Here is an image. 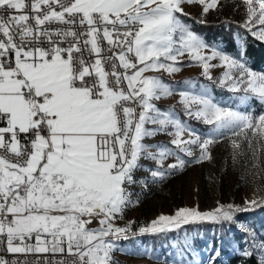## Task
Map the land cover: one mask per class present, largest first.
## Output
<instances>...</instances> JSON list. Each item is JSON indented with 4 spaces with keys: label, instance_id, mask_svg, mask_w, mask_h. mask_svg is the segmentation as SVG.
Returning <instances> with one entry per match:
<instances>
[{
    "label": "snow or ice",
    "instance_id": "1",
    "mask_svg": "<svg viewBox=\"0 0 264 264\" xmlns=\"http://www.w3.org/2000/svg\"><path fill=\"white\" fill-rule=\"evenodd\" d=\"M196 2L204 13L216 7V0H0V236L8 253H56L66 245L69 252L76 250L80 264H109L113 245L104 237L127 231L111 221L128 203L125 184L132 182L131 173L143 154L141 138L154 134L145 130L146 121L158 123L161 132L165 126L175 128L172 144L189 156L193 153L184 147L187 144L199 145L201 159L208 156L213 140L181 139L182 133L194 130L172 116L159 118L150 101L168 90L160 79L142 75L149 70L176 72L173 64L164 61L177 62L185 53L203 65L205 74L207 60L217 55L229 59L215 52L211 57L201 55L205 43L179 20L177 13L186 15L183 4ZM245 2L248 19L243 26L264 41V27L259 32L250 27L264 26V0ZM30 20L35 29L28 26ZM52 22L69 27L64 31L42 27ZM118 26L126 30L121 32ZM53 34L75 42L62 47L52 40ZM101 35L121 51L101 56ZM41 37L48 38L50 47L40 46ZM89 45L97 57L92 63L83 56ZM128 53L137 63L126 59ZM113 56L124 74L116 71ZM106 62L112 63L111 73L105 71ZM230 63L240 74L231 88L236 90L247 77L245 91L264 101V75L254 74L236 60ZM181 95L189 115L215 125V136L228 131L245 138L249 133L264 137V114L254 117L219 107L206 92ZM133 101L143 108L138 119L125 103ZM192 105L199 107L193 111ZM149 112L157 115L150 117ZM184 163L179 160L170 167L182 168ZM258 203L264 199L246 201L245 209ZM245 209L229 205L201 213L181 208L175 215H161L142 231L157 233L190 222L231 220L233 211ZM94 220L98 227L90 228ZM33 239L34 245L26 243ZM258 247L264 249V243ZM243 253L249 255L246 249ZM181 254L187 253L181 249ZM210 259L215 264V256ZM0 264L8 262L0 259Z\"/></svg>",
    "mask_w": 264,
    "mask_h": 264
},
{
    "label": "rangeland",
    "instance_id": "2",
    "mask_svg": "<svg viewBox=\"0 0 264 264\" xmlns=\"http://www.w3.org/2000/svg\"><path fill=\"white\" fill-rule=\"evenodd\" d=\"M202 7L198 2L183 4L184 12L190 14L196 21L231 18L245 24L248 19L245 0H216V7L208 13H204ZM177 16L189 31L205 43L206 47L201 49V55L211 57L215 52L229 59L222 60L217 55L207 60L209 67L205 74L203 65L185 53L178 57L177 62L164 61L177 68L174 73L164 70H149L143 73V76L160 79L167 88V93H158L159 99H171L187 112L185 104L181 103L183 99L181 93L192 96L206 92L219 107L248 112L254 117L264 114V101H262L261 110L255 113L251 111V102L248 97L251 94L256 98L259 97L251 91H245L249 79L247 77L244 83L238 85L239 93L224 96H216L209 85L195 81L194 78L185 77L189 73H199L206 77H213L219 83L231 88L232 82L240 76L231 65V60L244 63L247 69L256 75H264V73L248 66L242 55V45L238 35V49L228 52L219 44H207L202 35L192 28L191 21H184L179 13ZM250 27L253 31L259 32L264 26L254 23ZM174 39L178 41L179 36L174 35ZM179 76H184L181 82L172 81ZM244 97L247 99H242ZM198 107V105H192V110L195 111ZM200 120L203 119L200 118ZM214 128L215 125L211 124L208 128L198 131L197 134L193 132L186 138L187 141L199 137L201 143L204 139H212L213 143L209 145L206 158L201 159V149L198 144H187L184 147L190 148L193 154L189 156L182 150L181 160L185 161L182 168H170L153 176L151 171L136 165L131 173L132 182L125 184L128 203L124 210L116 214L111 221L113 226L126 228L135 221L137 225H141L146 220V226L149 227L161 215H175L181 208L195 209L201 213L212 212L217 207L229 205L243 209L246 201L264 199V137H253L249 133L245 138L242 134L234 135L228 131L222 136H215ZM260 204L263 203L255 206ZM122 217L124 219H121ZM232 217L233 225L228 220H224V228L229 230L228 238L221 233L220 221L222 220L210 221L211 223L204 226L205 228H202L201 221L190 222V225L186 224L178 229L157 233L145 232L138 238L119 241L104 237L106 242L113 245L109 252V264H210V258L213 255L217 257L225 255L220 245H226L229 251L248 250L249 246H253L264 262V249L258 247L264 243V208L259 207L241 215L233 211ZM101 218L96 217V220ZM97 227L96 223L93 228ZM30 243L34 245L35 240L33 239ZM181 249H184L187 254L182 255Z\"/></svg>",
    "mask_w": 264,
    "mask_h": 264
},
{
    "label": "trees",
    "instance_id": "3",
    "mask_svg": "<svg viewBox=\"0 0 264 264\" xmlns=\"http://www.w3.org/2000/svg\"><path fill=\"white\" fill-rule=\"evenodd\" d=\"M186 13V12H184ZM181 15V14H179ZM184 21H191L192 28L202 35L203 40L207 44H219L222 49L228 52H234L238 49V38L239 36L242 45V55L245 58L248 66L264 73V41H261L256 36L253 35L252 31L246 29L240 21L231 18H220L218 20H201L196 21L188 13L186 15H181ZM194 78L195 81H201L206 85H209L211 91L216 96L230 95L233 93H239V89L233 90L226 87L225 85L219 83L213 77H206L199 73H189L185 77ZM184 76H179L174 78L172 81L177 83L183 80ZM170 79V78H169ZM251 102V111L253 113L258 112L263 108L262 101L256 98L255 95L251 94L248 97ZM180 116L183 119H187L191 124H196L201 129L208 128L211 124L205 123L203 120L197 119L194 116L186 115L182 110H180ZM259 207L264 208V203L260 206L243 208L245 210L236 211L237 214H245L251 212ZM228 222L233 225L234 221L228 220ZM202 228L210 224V221H201ZM221 233L225 237L229 236V230L224 228V220L220 221ZM188 225H190L188 223ZM220 228L218 223V229ZM153 238V236H152ZM196 241L199 242L198 238L195 237ZM155 242L157 239H154ZM220 248L225 254L223 257L215 256V264H264L258 251L253 246L248 247L249 255H245L243 251H229L228 247L225 245H220ZM211 264V262H210Z\"/></svg>",
    "mask_w": 264,
    "mask_h": 264
},
{
    "label": "built area",
    "instance_id": "4",
    "mask_svg": "<svg viewBox=\"0 0 264 264\" xmlns=\"http://www.w3.org/2000/svg\"><path fill=\"white\" fill-rule=\"evenodd\" d=\"M26 2H28V0H26ZM28 14H30V8L27 10ZM28 26L35 29V22L34 20H30L28 22ZM45 28H48L50 30L53 29H59L61 31L66 30L69 26L68 25H63L60 24L58 22H52L50 24H47L42 26ZM119 30L122 32L124 30H126L124 27L118 26ZM75 30L77 32L81 31V27L79 25H77L75 27ZM85 30H86V26H85ZM15 35V33H13ZM6 39V38H5ZM52 40L55 41L56 43L60 44V46L62 47H66L67 44L71 41V42H75L72 41L70 37H57L55 34H53L52 36ZM100 40V45L102 48V53L101 56H109L112 55V53H116L118 54L121 51V47L120 46H110L107 44L106 41L103 40L102 35L101 37H99ZM17 43H19V38L17 37ZM43 47H50L49 43H48V38L47 37H41V45ZM81 47H84L82 41L80 44ZM89 50H86L83 53L84 59L88 62V63H92L94 62V60L97 58L94 54H91L90 52V45L88 46ZM109 48L112 49V51H109ZM74 56H80V53H74ZM126 59H130L133 63H136L135 57L133 54L128 53L126 55ZM113 62L117 65L116 71L124 74V69L122 67H120V62L119 60L113 56ZM105 67V71H108L109 73H111L112 71V63L110 62H106L104 64ZM131 69L128 70V72ZM110 81L114 80V77L110 76L109 77ZM122 87H124L125 89L127 88V84L126 82L122 84ZM126 106H131L134 109V114H135V119H138V114L143 111L142 106L136 102H125ZM134 119V122H135ZM128 147L130 148V140L128 141ZM3 150H0V153H2ZM8 159H13V157L11 155H8L7 157ZM253 195V194H252ZM252 195L249 196L250 200L252 199ZM259 197V196H258ZM121 219H124L123 217ZM127 219V218H125ZM143 220V219H142ZM115 224V223H114ZM117 224V223H116ZM146 220H144V223L141 225H137V222H133L132 224H130V226L126 227L127 231L121 234H110L107 237L114 239V240H123V239H129V238H138L140 237L143 233H145V231H142V229L147 228L146 226ZM96 226V221L94 220L92 224L89 225L90 228H93ZM4 237L0 236V259L2 260H6L8 262V264H80L79 261V257L77 255H75V249L72 250V252H69L67 249V246H64V251L63 252H56L53 253L51 250H49L46 253H36V252H25V253H16V254H11L8 253L6 250V247L4 245ZM31 241H26V243H30ZM51 246L49 245V248Z\"/></svg>",
    "mask_w": 264,
    "mask_h": 264
},
{
    "label": "crops",
    "instance_id": "5",
    "mask_svg": "<svg viewBox=\"0 0 264 264\" xmlns=\"http://www.w3.org/2000/svg\"><path fill=\"white\" fill-rule=\"evenodd\" d=\"M137 63V62H136ZM139 65V64H137ZM132 71V69L130 70ZM212 99V98H211ZM214 102V100L212 99ZM150 103L156 106L159 110V118H164L165 116H172L182 123H184L187 128L193 129L194 133L197 134L200 129L196 124H191L187 121V119H183L180 116V110L182 109L186 115V112L183 107L178 105V103L171 101V99L161 100L159 98H153ZM215 103V102H214ZM217 104V103H216ZM181 108V109H180ZM157 113L149 112V116H156ZM166 131L161 132L160 125L153 124L150 121H146L145 130L152 131L154 134L150 137H142L141 144L145 146L142 149V156L138 158L137 165L147 171L161 173L167 169H170V165L176 164L179 160L182 159L183 151L181 147L172 144V140L174 139L175 128L171 126H165ZM199 129V130H198ZM193 132H184L182 133L181 139L186 141L188 136H191ZM161 151H166L171 153V155H166L161 157L159 153Z\"/></svg>",
    "mask_w": 264,
    "mask_h": 264
}]
</instances>
